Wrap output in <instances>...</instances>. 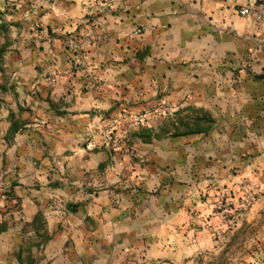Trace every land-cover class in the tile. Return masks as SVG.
Wrapping results in <instances>:
<instances>
[{
	"label": "crops",
	"instance_id": "crops-1",
	"mask_svg": "<svg viewBox=\"0 0 264 264\" xmlns=\"http://www.w3.org/2000/svg\"><path fill=\"white\" fill-rule=\"evenodd\" d=\"M248 2L0 0V247L182 264L260 225L264 255V23ZM186 106L206 132L171 135Z\"/></svg>",
	"mask_w": 264,
	"mask_h": 264
},
{
	"label": "rangeland",
	"instance_id": "rangeland-1",
	"mask_svg": "<svg viewBox=\"0 0 264 264\" xmlns=\"http://www.w3.org/2000/svg\"><path fill=\"white\" fill-rule=\"evenodd\" d=\"M42 239L46 238V235L42 233L39 235ZM249 238H252L250 243H246L243 248V243H238L243 240L242 235L240 240L235 243H219L215 249L205 250L196 255H193L190 259L186 260L182 264H264V255L260 253L257 248L260 240L257 237H262V229L260 225H254L248 230L246 234ZM9 247H0V261L4 264H10L11 259L17 260V255L19 252L22 253L23 264H39V259L44 258L43 253V243H22L23 248L18 247L19 243H11ZM5 245V243H2ZM17 245V246H16ZM7 246V245H6ZM15 247V248H14ZM252 250L250 257H242L245 253L248 254V249ZM60 259H65V256H60ZM61 261V260H60ZM1 264V262H0ZM59 264H64L62 261ZM142 264H172L163 262H142Z\"/></svg>",
	"mask_w": 264,
	"mask_h": 264
},
{
	"label": "trees",
	"instance_id": "trees-1",
	"mask_svg": "<svg viewBox=\"0 0 264 264\" xmlns=\"http://www.w3.org/2000/svg\"><path fill=\"white\" fill-rule=\"evenodd\" d=\"M187 111L186 115L180 116L181 112ZM170 127L173 129L171 135H182L186 133L195 132H206L211 123V118L201 108H195L193 106H186L181 109L174 111L173 116L169 118ZM169 130L167 129V124L161 125L158 130L151 127H141L140 131L135 133V135L141 139H159L161 136L166 134Z\"/></svg>",
	"mask_w": 264,
	"mask_h": 264
},
{
	"label": "built area",
	"instance_id": "built-area-1",
	"mask_svg": "<svg viewBox=\"0 0 264 264\" xmlns=\"http://www.w3.org/2000/svg\"><path fill=\"white\" fill-rule=\"evenodd\" d=\"M239 14L254 18L264 23V0H249V2L238 9ZM228 195L221 193L216 201L215 208L219 213V218L224 223H233L235 213L232 211Z\"/></svg>",
	"mask_w": 264,
	"mask_h": 264
}]
</instances>
